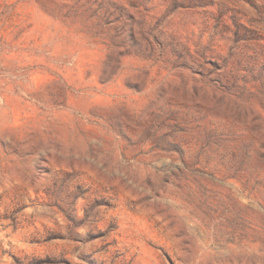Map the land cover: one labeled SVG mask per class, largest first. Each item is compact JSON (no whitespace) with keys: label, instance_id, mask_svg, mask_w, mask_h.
Masks as SVG:
<instances>
[{"label":"rangeland","instance_id":"1","mask_svg":"<svg viewBox=\"0 0 264 264\" xmlns=\"http://www.w3.org/2000/svg\"><path fill=\"white\" fill-rule=\"evenodd\" d=\"M0 264H264V0H0Z\"/></svg>","mask_w":264,"mask_h":264}]
</instances>
